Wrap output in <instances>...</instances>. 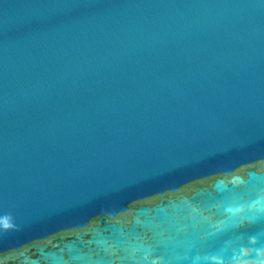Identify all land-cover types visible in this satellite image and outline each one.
Segmentation results:
<instances>
[{"label": "water", "instance_id": "water-1", "mask_svg": "<svg viewBox=\"0 0 264 264\" xmlns=\"http://www.w3.org/2000/svg\"><path fill=\"white\" fill-rule=\"evenodd\" d=\"M0 264H264V0H0Z\"/></svg>", "mask_w": 264, "mask_h": 264}]
</instances>
